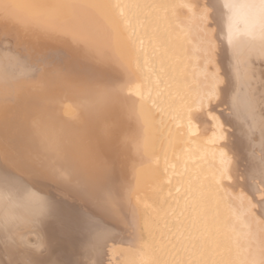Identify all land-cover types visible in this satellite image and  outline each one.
<instances>
[{
    "label": "bare ground",
    "instance_id": "6f19581e",
    "mask_svg": "<svg viewBox=\"0 0 264 264\" xmlns=\"http://www.w3.org/2000/svg\"><path fill=\"white\" fill-rule=\"evenodd\" d=\"M0 264H264V0H0Z\"/></svg>",
    "mask_w": 264,
    "mask_h": 264
},
{
    "label": "rangeland",
    "instance_id": "374dc122",
    "mask_svg": "<svg viewBox=\"0 0 264 264\" xmlns=\"http://www.w3.org/2000/svg\"><path fill=\"white\" fill-rule=\"evenodd\" d=\"M236 10H237V8H234V9H233V12H235ZM233 12H232V13H233Z\"/></svg>",
    "mask_w": 264,
    "mask_h": 264
}]
</instances>
